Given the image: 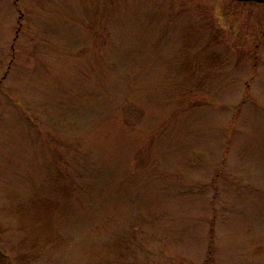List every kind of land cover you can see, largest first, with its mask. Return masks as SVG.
<instances>
[{"label":"rangeland","instance_id":"obj_1","mask_svg":"<svg viewBox=\"0 0 264 264\" xmlns=\"http://www.w3.org/2000/svg\"><path fill=\"white\" fill-rule=\"evenodd\" d=\"M205 261L264 264V5L0 0V264Z\"/></svg>","mask_w":264,"mask_h":264},{"label":"water","instance_id":"obj_2","mask_svg":"<svg viewBox=\"0 0 264 264\" xmlns=\"http://www.w3.org/2000/svg\"><path fill=\"white\" fill-rule=\"evenodd\" d=\"M238 3H254L259 5H264V0H232Z\"/></svg>","mask_w":264,"mask_h":264},{"label":"trees","instance_id":"obj_3","mask_svg":"<svg viewBox=\"0 0 264 264\" xmlns=\"http://www.w3.org/2000/svg\"><path fill=\"white\" fill-rule=\"evenodd\" d=\"M208 256H209L208 258H210V255H208ZM208 262H209V261H205L203 264H208Z\"/></svg>","mask_w":264,"mask_h":264}]
</instances>
